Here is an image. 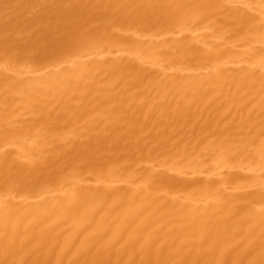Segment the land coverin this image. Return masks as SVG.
<instances>
[{
	"label": "bare ground",
	"instance_id": "1",
	"mask_svg": "<svg viewBox=\"0 0 264 264\" xmlns=\"http://www.w3.org/2000/svg\"><path fill=\"white\" fill-rule=\"evenodd\" d=\"M0 264H264V0H0Z\"/></svg>",
	"mask_w": 264,
	"mask_h": 264
}]
</instances>
